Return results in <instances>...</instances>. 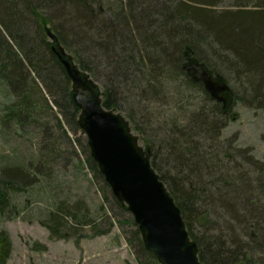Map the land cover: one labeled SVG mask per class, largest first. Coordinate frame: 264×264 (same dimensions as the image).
<instances>
[{"label": "trees", "instance_id": "obj_1", "mask_svg": "<svg viewBox=\"0 0 264 264\" xmlns=\"http://www.w3.org/2000/svg\"><path fill=\"white\" fill-rule=\"evenodd\" d=\"M219 2L129 0L109 5L102 0H0V82L13 98L5 107L2 121L22 126L40 112L51 116L72 150L73 142L81 147L87 167L102 188L100 217L91 218L78 203L73 207L61 205L49 215L53 224L42 223L53 235L66 238L73 235L70 229L75 231L84 226H89L96 235L108 234L114 217H122L129 228L125 232L128 245L134 250L138 264H159L145 249L127 207L111 193L91 157L87 139L84 143L77 137L72 140L64 127H69L75 135L79 132L84 135L78 125L79 110L73 101L71 79L52 50L53 46H61L71 54L83 74L100 87L106 109L120 108V95L114 85L124 83L128 87L135 80L131 79L133 75L146 77L147 90L155 84L162 86L164 79L176 76L187 86L204 92L212 103L210 112L200 109L188 125L170 126L171 136L161 141L159 148L150 138L146 139L145 147L150 149L152 167L181 209L203 264H264V198L254 196L246 174L237 175L232 167L218 171V166L210 163L215 159L214 153L203 150V142L210 134L217 140L228 118H234L230 104L234 98L227 80L215 73L198 50L200 43L206 44L211 38L226 45L233 52L237 77L245 78L254 94L264 98V31L252 39L247 34L249 27L264 28V10L237 9L216 16L212 9ZM47 8L55 16L54 24L42 12ZM101 67L109 69L110 87H104L101 82ZM32 73L43 88L32 79ZM204 73L217 84L225 81L227 91L213 97L206 89ZM128 119L131 127L139 128L132 116ZM141 133H144L142 129ZM57 141L49 143L48 151L42 153L44 159L30 160L26 165H0L1 217L19 214L14 197L26 193L37 177L44 175L51 159L59 156ZM73 154L79 156L77 150ZM225 201L230 202V207ZM218 204L221 207L226 204L234 215L240 214V210L244 212L240 217L249 242L243 241L227 220L221 221L219 213L217 227L211 226L210 219L207 225H201L200 218L210 212L208 208ZM99 220H104L108 228H101ZM10 248L9 233L0 230V264H7ZM256 252L259 258H249Z\"/></svg>", "mask_w": 264, "mask_h": 264}, {"label": "rangeland", "instance_id": "obj_2", "mask_svg": "<svg viewBox=\"0 0 264 264\" xmlns=\"http://www.w3.org/2000/svg\"><path fill=\"white\" fill-rule=\"evenodd\" d=\"M102 1L109 5H119L121 1L129 0ZM237 9L264 10V0H221L212 11L218 16L223 11ZM42 12L50 16L52 24L55 16L51 11L47 8L42 9ZM262 31L264 28L261 26L249 27L248 38H255ZM216 42L211 38L206 44L200 43L198 50L215 69V73L227 80L234 98L230 103L234 118H228L227 123L219 130L220 137L217 140H213V134H210L211 137L203 142V150L214 153L212 156L215 159L212 158L210 163L218 166V171L232 167L237 171V175L246 174L250 179L254 196L264 198V98L254 94L245 78L241 75L237 77L238 70L232 64L233 52L226 45ZM100 75L104 87H110L109 69L101 67ZM31 77L43 88L34 73ZM131 79L135 80L128 87L124 83L114 85L121 100L117 112L127 119L132 116L136 120L139 128L132 129L143 147L146 145V139L150 138L159 148L160 142L172 133L169 131L170 126L173 124L186 126L200 109L210 112L212 108V103L206 99L204 92L187 86L181 77L164 79L162 86L155 84L150 90L145 87L146 77L133 75ZM219 82L221 85L226 83ZM12 100L0 82V165H26L30 160L35 162L44 159L42 153L48 151L50 142L57 140L56 145L60 154L57 158L51 159L50 165L47 164L44 170V175L38 176L37 181L26 193L14 197L19 214L11 216L12 218L0 216V230H6L11 238L7 264H138L134 250L128 245V236L125 232L129 228L122 217H114L108 234L96 235L89 226H84L75 231L70 229L72 236L60 238L43 226L42 223H52L49 215L61 205L73 207L78 203L85 208L91 218L100 217L103 212L102 188L93 171L87 167L85 156L80 151L81 147L77 142H73V148L79 155L75 156L73 154L75 150H72L71 144L67 142L51 116L40 112L22 126L2 121L5 107L7 104L10 105ZM53 109L58 112L54 106ZM64 127L72 140L77 137L84 143L85 134L79 132L75 135L69 127L66 125ZM141 129L144 133H141ZM174 136L172 134V138ZM244 153L246 154L241 156ZM225 202L230 205V202ZM227 205L222 204L221 207L218 204L208 208L210 212L200 218L201 225H207L210 219L211 226L217 227L219 213L222 216L221 221L227 220L241 239L249 242V236L244 231L243 218L240 217L244 212L238 208L240 214L234 215ZM70 221L69 223H73V220ZM99 223L101 228H108L104 220H99ZM259 257V253L256 252L249 258L255 260Z\"/></svg>", "mask_w": 264, "mask_h": 264}, {"label": "water", "instance_id": "obj_3", "mask_svg": "<svg viewBox=\"0 0 264 264\" xmlns=\"http://www.w3.org/2000/svg\"><path fill=\"white\" fill-rule=\"evenodd\" d=\"M52 50L71 79L78 125L87 137L91 157L113 196L133 216L145 249L159 264H203L181 209L152 167L150 149L140 144L125 116L103 106L100 87L83 74L71 55L61 46ZM205 84L213 97L228 89L208 76Z\"/></svg>", "mask_w": 264, "mask_h": 264}]
</instances>
